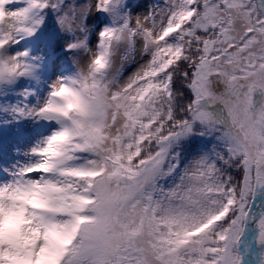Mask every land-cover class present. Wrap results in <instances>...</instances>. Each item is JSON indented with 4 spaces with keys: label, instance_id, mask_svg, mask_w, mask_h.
Returning a JSON list of instances; mask_svg holds the SVG:
<instances>
[{
    "label": "snow or ice",
    "instance_id": "snow-or-ice-1",
    "mask_svg": "<svg viewBox=\"0 0 264 264\" xmlns=\"http://www.w3.org/2000/svg\"><path fill=\"white\" fill-rule=\"evenodd\" d=\"M0 264H264V0H0Z\"/></svg>",
    "mask_w": 264,
    "mask_h": 264
}]
</instances>
